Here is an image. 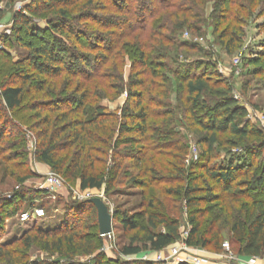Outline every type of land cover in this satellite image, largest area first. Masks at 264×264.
Segmentation results:
<instances>
[{
  "label": "trees",
  "instance_id": "obj_1",
  "mask_svg": "<svg viewBox=\"0 0 264 264\" xmlns=\"http://www.w3.org/2000/svg\"><path fill=\"white\" fill-rule=\"evenodd\" d=\"M3 2L0 0V25L5 17ZM208 6L218 44L230 56L241 46L245 18L257 11L264 15V0H33L26 8L31 16L18 13L3 38L8 41L11 37L19 48H25L23 57L16 61L0 48L1 179H16L24 185L34 178L21 163L27 158L28 140L23 124L36 133L39 160L62 177L79 181L82 191L105 189L110 193L126 180L145 194L147 186L157 183L186 182L182 189H170L163 195L180 200L188 213L191 230L187 246L218 252L226 230L239 256L263 257L264 163L256 165L255 160H262L264 133L247 120L249 112L235 99L227 80L217 71H208L211 64L204 60L187 63L178 57L169 60L173 49L196 48L181 36L185 30L202 35ZM53 11L55 17L47 18L43 26L37 17ZM89 22L99 29L88 28ZM124 28L127 31L122 32ZM120 32L130 40L121 44ZM136 32L140 33L134 35ZM25 37L29 39L22 43ZM129 58L138 70L126 80L122 68ZM256 60L264 62V51ZM103 67L107 69L102 71ZM159 69L164 73L158 74ZM255 74L262 75L264 70ZM171 75L184 84L181 88L187 94L186 102L177 101L178 107L168 88ZM34 84V92L45 98L30 105L32 116L20 117ZM123 94L127 99L119 115L101 104ZM198 107L203 121L196 113ZM180 109L208 134L203 138L208 159L201 163V174L195 178L185 169L187 146L174 138ZM10 127L17 130L15 135L9 133ZM224 134L236 141L227 143L231 147L225 159L210 165V153ZM14 136L18 139L12 140ZM166 150L171 151L172 159L167 167L173 168L164 174L159 171L162 161L156 157ZM149 151L155 154L147 158ZM27 193L16 192L12 199L0 196V210H5L6 219L18 213ZM40 193L48 196L47 191L36 192ZM143 198L148 200L146 194ZM148 201L142 213L114 214L128 236V243L121 248L123 256L160 252L182 240L178 219L165 212L162 201L153 194ZM10 205L14 207L5 209ZM87 205L97 214L94 205ZM78 223L65 218L54 230L34 228L23 238L0 243V264H22L37 240L53 255L64 256L65 250L73 247L94 256L90 264L111 262L99 252L103 237L98 218L85 222V231H76ZM161 227L165 231H160ZM18 245L21 249H10Z\"/></svg>",
  "mask_w": 264,
  "mask_h": 264
},
{
  "label": "rangeland",
  "instance_id": "obj_2",
  "mask_svg": "<svg viewBox=\"0 0 264 264\" xmlns=\"http://www.w3.org/2000/svg\"><path fill=\"white\" fill-rule=\"evenodd\" d=\"M32 1L33 0H4L1 4L5 17L0 25V48L11 53L16 61L23 57L25 48H19L18 43L11 37H9L8 41L3 40V38L9 34L13 26L14 18L18 13H24L27 16H31L26 8ZM128 1L131 3L132 0ZM210 13L211 7L208 6L205 13L206 24L201 26L202 35H197L194 30H185L182 33V39L196 44V48L190 49L182 47L180 49H173L171 55L172 58H169V60L178 57V59L187 63L204 60L206 63L211 64L208 71H217L227 80L229 85L233 88L235 99L238 100L242 107L248 110L249 116L247 120L264 133V74H255L259 69L264 70V62L256 60V55L264 51V15L259 14L257 11L255 16L245 18V22L242 25V30L245 35L242 36L241 46L235 55L230 56L226 53L223 47L218 44L217 34L215 33V28L210 20ZM55 15L56 12L53 11L38 16L37 19L41 20L42 25L44 26L46 19L55 17ZM88 28L95 31L99 29L92 22H89ZM121 30L122 32H125L127 31V28ZM139 33L140 32H136L134 35H138ZM118 35L121 37L120 35H122V33L120 32ZM28 39L29 38L25 37L22 43L27 42ZM119 40L121 44H124L130 39L121 37ZM32 42L36 43L37 39L34 38ZM1 57L3 56L0 51V58ZM236 58L241 59L239 64H236ZM105 69L107 68L103 67L101 70L104 71ZM137 70L138 69L132 66L131 58H129L126 65L122 68L124 78L128 80L130 75L136 73ZM161 73H164L163 69L158 70V74ZM169 79L171 81L170 86L168 87L171 89V101L176 107H178L177 101L179 99L186 102L187 94H185L181 88L184 84L181 83L177 76L171 75ZM36 87V84H34L29 88L28 91H30V94H27L26 101L24 102L26 108L19 112L20 117L32 116L33 112L29 109L30 105L35 101L43 100L45 98L44 94L34 92ZM180 92H182L181 95L178 94ZM126 99L127 96L123 94L118 99L104 100L101 104L105 106L109 112L119 115V112L126 103ZM196 113L201 117L200 121H203L204 117L201 116L202 111L200 107L196 109ZM177 114L178 122L175 126L176 135L174 138L187 146L188 156L185 161V169L188 174H190L191 178H195L201 174V168L199 167L201 163H205L208 159V155L205 154L207 153V144L206 142H203V138L208 134L206 131L202 130L201 127L197 126L195 120L191 119L190 115L184 112L183 109H180ZM34 123L35 122L32 120L31 124L34 125ZM22 126L24 130L28 132V140L25 145L27 158L25 162L21 163L26 164L25 167L34 174V178L26 182V184L21 185L16 179L7 177L1 179L0 176V196L11 197L12 199L16 192H28L25 203L19 208L20 210L15 216L6 219L5 210H0V226L2 227V231L0 230V236L2 237L0 243H8L15 239L23 238L27 232H30V230H33L34 228L54 230L61 226L65 218H68L72 222L78 220L79 223L76 225V231H85L84 223L94 216L97 219L95 211H92L91 207L87 205V202L92 198L102 199L113 215L117 211H129L131 214H139L144 212L143 205L145 203V205H148V200H150V196L153 194L155 199L162 201L166 209L165 212L171 215V217L178 219L181 227L182 240L160 252L143 251L136 256H123L120 252L121 248L128 243V236L122 230L119 222L114 219L112 223L111 237L107 238L102 236L103 247L99 250V252H102L105 255L106 260H111V262L106 263V261L102 264H115L117 261L118 263L116 264L126 262L136 263L141 261L153 263V261H156L160 257L169 256L174 249H183L182 251H179L181 257L186 256L193 261L198 259L205 260L207 264L212 260V257L215 259L228 260L222 257L226 253L223 247L218 252L213 248H195L187 245V250L184 249L183 241L185 242L191 230V226L188 222V213L180 200L163 194H166L165 192L170 189H182L185 187L186 182H174L171 184L157 183L152 187L147 186V192L145 194L148 196V200L146 202H144L145 200L143 198L145 190L137 188L134 184L126 183V180H124V183L116 185L115 190L110 193H106L105 189L82 191L79 181L62 177L57 172L53 171L48 165L39 160L37 156L38 141L35 135L36 133L28 130L27 126H24L23 124ZM16 132L17 130L14 127L9 128L10 134L15 135ZM11 139H18V136H14ZM235 141L236 140L233 137L227 134L220 135L219 143L214 146L213 153H210V165H217V163L225 159L231 147L227 143L232 144ZM19 146L20 145H18L17 151L21 152L22 149ZM170 152V150H166L156 157V159L162 161L159 171L164 174L168 173L173 168L167 167V163L172 161L171 156H169ZM154 154L155 153L152 151L147 152V158ZM251 159H254V157L251 156ZM263 160L264 152L262 160L258 158L255 160L256 165L264 163ZM136 173H138V171H136ZM53 174H56L62 179V187L56 189L52 194L45 198L42 196V193L36 194V192L38 193L39 191H42L41 189H45L47 177ZM261 197H264V195ZM29 199L31 201L33 200V203L28 202ZM36 206L43 207L45 217L43 219H32L24 222L21 218L24 210L26 212ZM13 207L14 205L10 208L6 206L5 209H12ZM160 231H165V229L161 227ZM222 234L223 244H230V249L234 253V257L237 258L233 260V262L237 260L239 261L237 246L232 244L230 234L226 230L223 231ZM32 235L33 237H36L34 234ZM10 249L18 250L21 249V246H14ZM93 257L94 256L92 255L76 252L73 247L67 248L64 256L58 254L53 255L52 252L45 251L40 246L39 240H37L35 245H33L28 252L27 260L23 261L22 264H71V262L90 264Z\"/></svg>",
  "mask_w": 264,
  "mask_h": 264
},
{
  "label": "built area",
  "instance_id": "obj_3",
  "mask_svg": "<svg viewBox=\"0 0 264 264\" xmlns=\"http://www.w3.org/2000/svg\"><path fill=\"white\" fill-rule=\"evenodd\" d=\"M259 54V53H258ZM257 54V55H258ZM256 55V56H257ZM241 61L240 58H236L235 62L236 64H239ZM46 187L44 190H46L48 193V195L52 194L56 189L62 187L63 185V181L62 179L57 176L56 174L53 175H49L47 177L46 180ZM42 191H44L43 189H41ZM45 217V211L43 209V207H33L32 209H30L29 211L23 212L22 213V220L24 222H27L29 220L32 219H43ZM104 237H111V233L104 236ZM183 247L185 250H187V246L185 244V242L183 241ZM223 249L226 251V253L222 256L226 259H228L229 261H233L235 259H237L236 257H234V253L231 251L230 249V244L228 243H224L222 245ZM183 249H174L171 251V254L167 257H160L158 258L156 261H153L154 264H179V263H185V264H207V262H205V260H191L189 257H181L179 255V251H182ZM248 264H264V257H248Z\"/></svg>",
  "mask_w": 264,
  "mask_h": 264
},
{
  "label": "water",
  "instance_id": "obj_4",
  "mask_svg": "<svg viewBox=\"0 0 264 264\" xmlns=\"http://www.w3.org/2000/svg\"><path fill=\"white\" fill-rule=\"evenodd\" d=\"M88 202L94 205L97 210V218L101 236H106L112 233L114 215L111 213L106 203L100 198H92Z\"/></svg>",
  "mask_w": 264,
  "mask_h": 264
},
{
  "label": "crops",
  "instance_id": "obj_5",
  "mask_svg": "<svg viewBox=\"0 0 264 264\" xmlns=\"http://www.w3.org/2000/svg\"><path fill=\"white\" fill-rule=\"evenodd\" d=\"M208 264H248V257L245 256H239V261H228V260H222V259H215L212 257V260L208 262Z\"/></svg>",
  "mask_w": 264,
  "mask_h": 264
}]
</instances>
